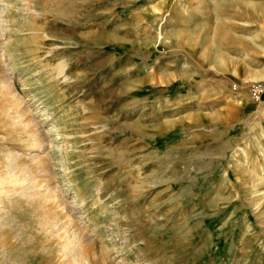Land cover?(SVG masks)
Instances as JSON below:
<instances>
[{
  "label": "rangeland",
  "instance_id": "rangeland-1",
  "mask_svg": "<svg viewBox=\"0 0 264 264\" xmlns=\"http://www.w3.org/2000/svg\"><path fill=\"white\" fill-rule=\"evenodd\" d=\"M242 2L0 0V264H264Z\"/></svg>",
  "mask_w": 264,
  "mask_h": 264
},
{
  "label": "built area",
  "instance_id": "built-area-1",
  "mask_svg": "<svg viewBox=\"0 0 264 264\" xmlns=\"http://www.w3.org/2000/svg\"><path fill=\"white\" fill-rule=\"evenodd\" d=\"M250 97L255 102H260L264 97V82L255 84L250 89Z\"/></svg>",
  "mask_w": 264,
  "mask_h": 264
},
{
  "label": "bare ground",
  "instance_id": "bare-ground-1",
  "mask_svg": "<svg viewBox=\"0 0 264 264\" xmlns=\"http://www.w3.org/2000/svg\"><path fill=\"white\" fill-rule=\"evenodd\" d=\"M243 4H246V0H243V2H242ZM246 6H248V5H246ZM230 7L232 8V9H236V7L237 6H231V5H229L228 6V11H230ZM235 19H236V17H231L230 15H228V17L226 18V23H227V25H229V26H231V25H235L236 24V22L237 21H235ZM242 25H244V26H250L251 25V23L250 22H247L246 24L245 23H242ZM11 57V56H10ZM15 57V56H14ZM154 70V69H153ZM152 70V71H153ZM10 183V182H9ZM2 187V186H1ZM0 187V188H1ZM16 188V187H15ZM14 192V191H13ZM11 195V194H10ZM68 236V235H67ZM72 237V236H71ZM70 237V238H71ZM77 237V236H76ZM67 238V237H66ZM69 239V238H68ZM67 239V240H68ZM62 240H63V238H62ZM72 243V242H71ZM69 246H70V244H69ZM74 246H76V245H74ZM68 248V247H67ZM74 249V248H73ZM75 252V251H74ZM65 253V252H64Z\"/></svg>",
  "mask_w": 264,
  "mask_h": 264
}]
</instances>
